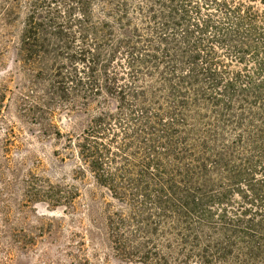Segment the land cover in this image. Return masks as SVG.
<instances>
[{
  "label": "trees",
  "instance_id": "1",
  "mask_svg": "<svg viewBox=\"0 0 264 264\" xmlns=\"http://www.w3.org/2000/svg\"><path fill=\"white\" fill-rule=\"evenodd\" d=\"M77 3L66 26L32 0L21 51L38 60L79 41L72 72L46 68L52 94L119 103L76 143L128 207L108 217L114 249L154 264H264V0Z\"/></svg>",
  "mask_w": 264,
  "mask_h": 264
},
{
  "label": "rangeland",
  "instance_id": "2",
  "mask_svg": "<svg viewBox=\"0 0 264 264\" xmlns=\"http://www.w3.org/2000/svg\"><path fill=\"white\" fill-rule=\"evenodd\" d=\"M77 1L46 0L48 15L73 26ZM31 2L0 0V264H154L129 253L135 248L114 249L108 217L128 207L97 181L76 147L92 120L116 113L119 103L105 94L88 105L74 94H52L46 68L59 63L72 72L82 44L61 41L60 52L28 59L21 39ZM94 13L104 17L98 6Z\"/></svg>",
  "mask_w": 264,
  "mask_h": 264
}]
</instances>
